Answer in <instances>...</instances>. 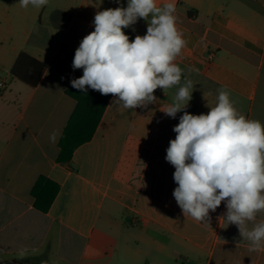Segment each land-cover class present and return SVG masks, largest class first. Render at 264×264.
Here are the masks:
<instances>
[{
  "label": "crops",
  "instance_id": "obj_1",
  "mask_svg": "<svg viewBox=\"0 0 264 264\" xmlns=\"http://www.w3.org/2000/svg\"><path fill=\"white\" fill-rule=\"evenodd\" d=\"M168 2L186 41L175 60L180 85L156 89L154 104L135 109L112 105L109 94L92 138L67 167L56 158L76 107L66 91L83 75L72 67L75 51L98 11L126 8L128 0H48L40 8L0 0V264H264V251H249L225 221V202L208 223L183 214L166 160L184 111L207 114L220 89L241 115L264 125V0H156ZM56 10L70 14L61 30L49 23ZM147 27L141 18L124 32L131 41ZM20 52L45 64L34 88L9 74ZM186 80L192 98L169 117L163 110ZM40 176L59 186L46 213L31 196Z\"/></svg>",
  "mask_w": 264,
  "mask_h": 264
},
{
  "label": "clouds",
  "instance_id": "obj_2",
  "mask_svg": "<svg viewBox=\"0 0 264 264\" xmlns=\"http://www.w3.org/2000/svg\"><path fill=\"white\" fill-rule=\"evenodd\" d=\"M47 3L19 0L24 8ZM175 12V3L157 6L156 0H128L126 8L98 11L94 31L75 51L72 67L83 69V75L71 80L72 87L111 94L116 97L112 105L122 109L154 104L156 89L164 91L181 82L183 70L175 60L186 41L177 29ZM141 18L148 21L147 33L130 41L124 29ZM193 89L192 81L186 80L163 112L175 118L188 106ZM218 91L217 103L207 114L184 111L173 128L177 135L166 155L178 185L173 196L185 216L206 223L209 212L225 202V221L238 227L249 241V251H264V220L256 222L257 214L264 212V125L241 115L227 90ZM58 135H51L52 143ZM26 252L21 249L20 257Z\"/></svg>",
  "mask_w": 264,
  "mask_h": 264
},
{
  "label": "trees",
  "instance_id": "obj_3",
  "mask_svg": "<svg viewBox=\"0 0 264 264\" xmlns=\"http://www.w3.org/2000/svg\"><path fill=\"white\" fill-rule=\"evenodd\" d=\"M70 20V14L53 11L49 16V23L56 29H63ZM45 70V64L25 52H20L11 69L10 76L30 88H34L40 81ZM66 94L73 98L76 107L71 114L66 127L60 137L59 152L56 163L70 167L74 150L88 142L100 121L109 95L88 88L86 92L70 88ZM59 190L58 184L44 176H40L31 189L34 208L46 213Z\"/></svg>",
  "mask_w": 264,
  "mask_h": 264
},
{
  "label": "rangeland",
  "instance_id": "obj_4",
  "mask_svg": "<svg viewBox=\"0 0 264 264\" xmlns=\"http://www.w3.org/2000/svg\"><path fill=\"white\" fill-rule=\"evenodd\" d=\"M0 76H1V77H4L5 75H4L3 73H1ZM0 85H2V84H0Z\"/></svg>",
  "mask_w": 264,
  "mask_h": 264
}]
</instances>
